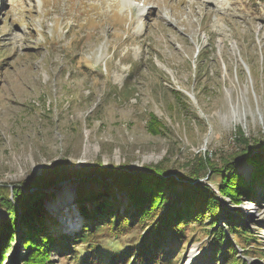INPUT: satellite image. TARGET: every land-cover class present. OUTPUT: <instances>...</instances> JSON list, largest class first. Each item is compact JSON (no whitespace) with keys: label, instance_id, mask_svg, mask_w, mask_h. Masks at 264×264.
<instances>
[{"label":"rangeland","instance_id":"obj_1","mask_svg":"<svg viewBox=\"0 0 264 264\" xmlns=\"http://www.w3.org/2000/svg\"><path fill=\"white\" fill-rule=\"evenodd\" d=\"M150 113L163 123L157 134L148 131ZM241 134L264 139V0H0V190L11 194L64 163L62 179L45 187L49 233L73 237L92 222L78 193L102 188L95 168L160 166L179 181L201 161L222 166ZM239 172L247 177L250 167ZM117 191L116 210L126 216L134 208ZM260 198L259 205L222 198L217 229L228 232L231 215L264 245ZM8 214L0 204V226ZM146 231L106 233L97 251L109 261ZM17 232L0 264H25ZM203 232L187 230L189 245L177 250L182 264L193 254L194 264H218ZM239 256L264 264V251ZM50 260L78 264L56 249Z\"/></svg>","mask_w":264,"mask_h":264},{"label":"trees","instance_id":"obj_2","mask_svg":"<svg viewBox=\"0 0 264 264\" xmlns=\"http://www.w3.org/2000/svg\"><path fill=\"white\" fill-rule=\"evenodd\" d=\"M176 94L183 97L180 92ZM147 128L157 134L162 130L163 123L150 113ZM233 142L236 152L229 158H222V166L201 161L188 171L187 176H180L179 181L160 166L153 171L145 169L133 173L120 171L119 168H95L101 179L94 181L102 183V188L97 192L85 194L79 190L78 193L79 200L83 201L81 211L92 222L73 237L58 232L49 233L44 219L45 187L62 179L64 163L57 164L50 174L42 178L29 180L24 188L15 186L11 194L0 190V204L11 217L10 221L0 226V262L6 258V249L9 250L11 243L17 240V230L20 229L23 247L28 251L25 264H51L50 254L55 249L60 257L73 258L78 264H182L185 253L177 250L181 249V243L189 245L187 230L201 228L207 237L214 240L212 260L218 261V264H237V261L245 264L240 253L246 255L264 251L260 237L231 215L226 223L228 232L221 227L217 229L220 226L218 218L221 217L222 198H229L233 205L245 201L260 204V197H264V139H247L241 134ZM236 146L242 149L237 150ZM243 165L250 167L247 177L239 172ZM208 173L212 174L209 183L202 182ZM75 175L79 177L81 174ZM210 182H216L218 193ZM117 190L134 208L133 212L128 209L126 216L116 210V196L120 195H115ZM208 220H212L210 227H207ZM135 228L147 229L137 247L122 254L114 253L109 261L97 251L98 240L104 234L126 236ZM228 233L233 242L228 240ZM248 238L254 241L250 243ZM9 239L10 244L7 243ZM242 240H245L246 248L240 245ZM82 244L85 248L79 253L78 247ZM220 253L221 257L218 256Z\"/></svg>","mask_w":264,"mask_h":264},{"label":"bare ground","instance_id":"obj_3","mask_svg":"<svg viewBox=\"0 0 264 264\" xmlns=\"http://www.w3.org/2000/svg\"><path fill=\"white\" fill-rule=\"evenodd\" d=\"M194 254H193V256H192V258H191V260H190V263L189 264H194Z\"/></svg>","mask_w":264,"mask_h":264}]
</instances>
